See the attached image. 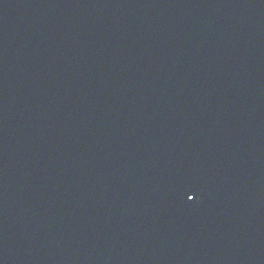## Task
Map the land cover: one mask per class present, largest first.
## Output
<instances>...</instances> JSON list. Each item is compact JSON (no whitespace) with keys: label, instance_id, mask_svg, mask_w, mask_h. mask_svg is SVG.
<instances>
[{"label":"water","instance_id":"water-1","mask_svg":"<svg viewBox=\"0 0 264 264\" xmlns=\"http://www.w3.org/2000/svg\"><path fill=\"white\" fill-rule=\"evenodd\" d=\"M0 264H264V0H0Z\"/></svg>","mask_w":264,"mask_h":264}]
</instances>
